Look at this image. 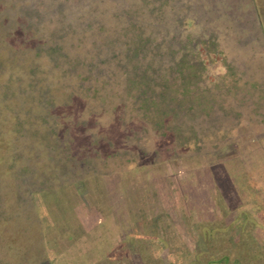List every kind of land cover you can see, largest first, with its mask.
Returning <instances> with one entry per match:
<instances>
[{
    "label": "rangeland",
    "instance_id": "1",
    "mask_svg": "<svg viewBox=\"0 0 264 264\" xmlns=\"http://www.w3.org/2000/svg\"><path fill=\"white\" fill-rule=\"evenodd\" d=\"M262 34L264 0H0V264H264V233L172 200L246 113Z\"/></svg>",
    "mask_w": 264,
    "mask_h": 264
},
{
    "label": "crops",
    "instance_id": "2",
    "mask_svg": "<svg viewBox=\"0 0 264 264\" xmlns=\"http://www.w3.org/2000/svg\"><path fill=\"white\" fill-rule=\"evenodd\" d=\"M260 40L263 49L253 54L264 58V34ZM249 70L250 76L242 79L246 82L248 96L246 113L238 116L234 112L232 124L227 126L226 131L221 130L222 138L230 140L218 146L215 166L204 165L201 167V178L189 173L185 180L190 188L185 189L182 201L186 210L195 214L196 220L216 218L214 228L218 232L232 228L235 234L264 233V65ZM226 122H230V117ZM194 186H199L203 195L207 194L205 206L201 204L202 197L199 198L200 194ZM177 218L172 216L174 223ZM205 224H200L201 230L207 228ZM122 232L132 237H135L133 233L144 234L130 230ZM136 239L140 237L136 236ZM188 247L193 248L192 245Z\"/></svg>",
    "mask_w": 264,
    "mask_h": 264
},
{
    "label": "trees",
    "instance_id": "3",
    "mask_svg": "<svg viewBox=\"0 0 264 264\" xmlns=\"http://www.w3.org/2000/svg\"><path fill=\"white\" fill-rule=\"evenodd\" d=\"M197 64H198V66H201L200 65V61L199 62H197ZM173 201H174V203H178V201L179 202H181V201H183V197H181V198H178V197H174V199H172ZM176 206H177V204H175V208H176ZM179 218H181V217H179ZM179 218H177V219H179ZM180 224H183V222H181ZM214 230H215V228H214ZM205 231V232H204ZM209 230L207 229V228H205L204 230L202 229L201 231H200V235H201V237H203V235L205 236V235H208V234H210V233H212L213 234V231H210V233L208 232ZM184 232H185V236H186V239H184V242L187 240V239H189V241L190 240H193V235H192V231H190L188 228L187 229H185L184 230ZM132 234V233H131ZM134 234V236L136 237V236H138V237H145V235H143V234H137V233H133ZM211 234V235H212ZM149 237V236H148ZM185 244H186V246H187V243L185 242ZM203 252H206L205 250H197V251H195V253H194V255H193V257L191 258V260H190V264H196L200 259H201V254H203ZM220 259H224L223 261H224V263L222 262V264H225V262H226V257L223 255L222 256V258H221V256H220ZM80 264V263H79ZM206 264H209V262H206ZM228 264H241L240 262H235V261H233V262H231V263H228Z\"/></svg>",
    "mask_w": 264,
    "mask_h": 264
}]
</instances>
